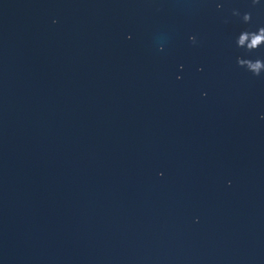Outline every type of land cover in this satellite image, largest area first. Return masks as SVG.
I'll return each instance as SVG.
<instances>
[{
  "label": "water",
  "instance_id": "water-1",
  "mask_svg": "<svg viewBox=\"0 0 264 264\" xmlns=\"http://www.w3.org/2000/svg\"><path fill=\"white\" fill-rule=\"evenodd\" d=\"M260 27L264 0H0V264H264Z\"/></svg>",
  "mask_w": 264,
  "mask_h": 264
},
{
  "label": "clouds",
  "instance_id": "clouds-1",
  "mask_svg": "<svg viewBox=\"0 0 264 264\" xmlns=\"http://www.w3.org/2000/svg\"><path fill=\"white\" fill-rule=\"evenodd\" d=\"M254 2H257V0H254ZM219 7V5H217ZM250 18L249 14L248 13H245L244 14V20L247 21L248 19ZM257 32L258 33H261V35H256V34H253L252 35V38H251V46L252 47H255L258 45V43L264 39V27H260L257 29ZM261 63H264V62H260V63H256V62H253L251 65H250V68H253V69H259L260 66H261Z\"/></svg>",
  "mask_w": 264,
  "mask_h": 264
}]
</instances>
